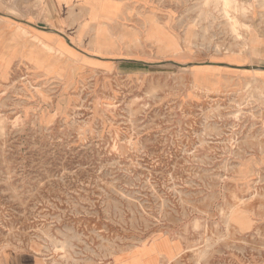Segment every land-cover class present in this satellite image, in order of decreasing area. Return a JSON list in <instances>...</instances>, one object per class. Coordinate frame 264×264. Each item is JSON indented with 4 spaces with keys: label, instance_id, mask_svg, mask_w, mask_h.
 Listing matches in <instances>:
<instances>
[{
    "label": "rangeland",
    "instance_id": "rangeland-1",
    "mask_svg": "<svg viewBox=\"0 0 264 264\" xmlns=\"http://www.w3.org/2000/svg\"><path fill=\"white\" fill-rule=\"evenodd\" d=\"M235 1L151 0L110 46L3 1L0 260L264 264V0Z\"/></svg>",
    "mask_w": 264,
    "mask_h": 264
},
{
    "label": "crops",
    "instance_id": "crops-1",
    "mask_svg": "<svg viewBox=\"0 0 264 264\" xmlns=\"http://www.w3.org/2000/svg\"><path fill=\"white\" fill-rule=\"evenodd\" d=\"M4 0H0V8L4 7ZM46 2V17H48L51 25L47 31L39 30L37 32L43 34L52 42L53 37H66L65 35L70 30L69 11H76L75 17L78 18V24L74 26L77 29L74 32L79 40L94 41L102 46H110V41L114 40L113 28L117 25L118 20H123L127 17V13L132 8L148 10L151 0H44ZM13 1V5H17ZM20 4V3H19ZM51 4V6H50ZM18 8V7H17ZM51 8V10H50ZM3 9V8H2ZM53 10V11H52ZM8 17L3 10H0V46L6 44L5 24L4 19ZM82 19V20H81ZM45 29V28H44ZM37 33V34H38ZM58 40L55 41L57 43ZM159 257H157V261ZM0 264H36V260L32 256H18L12 253L4 254L0 260Z\"/></svg>",
    "mask_w": 264,
    "mask_h": 264
},
{
    "label": "bare ground",
    "instance_id": "bare-ground-1",
    "mask_svg": "<svg viewBox=\"0 0 264 264\" xmlns=\"http://www.w3.org/2000/svg\"><path fill=\"white\" fill-rule=\"evenodd\" d=\"M209 2H219L224 9H229L232 7L234 3H236L235 0H207ZM51 6V4H50ZM240 8V7H239ZM51 10V8H50ZM221 10V9H220ZM53 11V10H52ZM223 13V11H222ZM253 41V40H252ZM47 48L52 49L50 46H47ZM172 252V248L166 244H163L156 247H151V249H141V250H135L133 253H130V262L131 264H144L152 259H157V257L160 254H169ZM153 257V258H152ZM152 258V259H151Z\"/></svg>",
    "mask_w": 264,
    "mask_h": 264
}]
</instances>
